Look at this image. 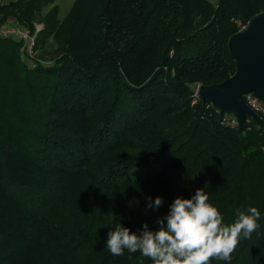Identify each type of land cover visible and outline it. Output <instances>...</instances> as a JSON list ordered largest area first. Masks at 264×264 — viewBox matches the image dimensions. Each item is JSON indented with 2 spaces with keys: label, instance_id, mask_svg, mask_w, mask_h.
Returning <instances> with one entry per match:
<instances>
[{
  "label": "trees",
  "instance_id": "obj_1",
  "mask_svg": "<svg viewBox=\"0 0 264 264\" xmlns=\"http://www.w3.org/2000/svg\"><path fill=\"white\" fill-rule=\"evenodd\" d=\"M261 11L264 0H76L61 18L57 0H0V26L36 35L33 55L0 38V264H151L111 254L108 232L156 230L197 189L225 225L260 211L231 261L211 264H264V128L247 120L243 134L197 93L235 72L228 39Z\"/></svg>",
  "mask_w": 264,
  "mask_h": 264
},
{
  "label": "clouds",
  "instance_id": "obj_2",
  "mask_svg": "<svg viewBox=\"0 0 264 264\" xmlns=\"http://www.w3.org/2000/svg\"><path fill=\"white\" fill-rule=\"evenodd\" d=\"M160 196L148 198L147 208L159 209ZM260 211L255 206L237 210V218L225 225L219 210L209 203L207 194L197 189L190 198L176 197L166 216L159 218V228L142 226L139 234L117 224L107 234L106 246L113 255L127 250L139 252L151 264H211L213 259L231 261L241 237L251 238L257 229ZM166 221V225H165Z\"/></svg>",
  "mask_w": 264,
  "mask_h": 264
},
{
  "label": "water",
  "instance_id": "obj_3",
  "mask_svg": "<svg viewBox=\"0 0 264 264\" xmlns=\"http://www.w3.org/2000/svg\"><path fill=\"white\" fill-rule=\"evenodd\" d=\"M228 48L236 64L235 72L218 83L200 84L197 93L210 102L220 117H234L243 134L248 119L264 128V118L244 96L253 93L264 103V11L253 15L229 37Z\"/></svg>",
  "mask_w": 264,
  "mask_h": 264
},
{
  "label": "built area",
  "instance_id": "obj_4",
  "mask_svg": "<svg viewBox=\"0 0 264 264\" xmlns=\"http://www.w3.org/2000/svg\"><path fill=\"white\" fill-rule=\"evenodd\" d=\"M37 29L41 27L38 25ZM2 37H13L24 42L23 48L28 51L29 54L33 55L35 53V34L30 32L29 28L24 27L18 21L13 20L9 24L0 26V38ZM248 105L260 114L264 118V103L261 102L253 93H247L244 95ZM228 124L238 125L236 119L232 116H226ZM250 120V119H248Z\"/></svg>",
  "mask_w": 264,
  "mask_h": 264
},
{
  "label": "rangeland",
  "instance_id": "obj_5",
  "mask_svg": "<svg viewBox=\"0 0 264 264\" xmlns=\"http://www.w3.org/2000/svg\"><path fill=\"white\" fill-rule=\"evenodd\" d=\"M5 3L10 2L11 0H2ZM76 0H57V3L59 5V9H60V17L64 18L68 12L70 11L71 7L73 6V4L75 3ZM36 25H38L39 27H43V24L40 22H36Z\"/></svg>",
  "mask_w": 264,
  "mask_h": 264
}]
</instances>
